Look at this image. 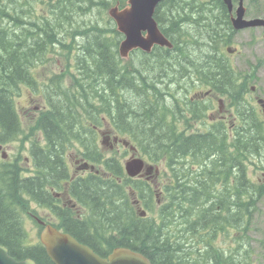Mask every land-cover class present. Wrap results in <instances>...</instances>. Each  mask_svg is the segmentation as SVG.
Here are the masks:
<instances>
[{"label": "trees", "instance_id": "obj_1", "mask_svg": "<svg viewBox=\"0 0 264 264\" xmlns=\"http://www.w3.org/2000/svg\"><path fill=\"white\" fill-rule=\"evenodd\" d=\"M41 2L49 4L51 14L35 16L31 8L24 14L21 4L30 0H0V142L20 139L21 153L31 152L30 166L21 154L0 158V243L17 259L55 264L41 241L26 240L22 215L35 213L31 202L51 206L50 188L62 187L67 151L78 142L82 155L101 163L109 175L71 180L70 190L87 214L84 221L72 220L64 208L54 207L57 227L98 253L101 245L122 246L143 252L155 264H241L237 253L228 255L215 241L231 228L248 230L264 199V179L249 175L254 155L260 156L256 167L264 170V119L246 97L256 67L236 68L225 52L237 31L224 0H162L155 18L174 47L137 49L130 59L119 52L124 35L103 13L111 0ZM63 47L73 64L49 78L47 107L25 130L15 96L23 85L38 87L35 68L48 52ZM195 84L210 85L230 99L239 120L232 136L219 123L204 132L179 130L178 120L186 115L181 102ZM191 114V119L201 117L194 108ZM104 123L149 160L164 161L169 176L161 204L146 182L127 176L120 160L100 154L93 126ZM128 186L150 216L137 213Z\"/></svg>", "mask_w": 264, "mask_h": 264}, {"label": "rangeland", "instance_id": "obj_2", "mask_svg": "<svg viewBox=\"0 0 264 264\" xmlns=\"http://www.w3.org/2000/svg\"><path fill=\"white\" fill-rule=\"evenodd\" d=\"M22 1L18 0V3H21ZM111 1L113 3L110 6H113L118 2V0ZM30 2L32 4L30 3L25 6L21 4L24 14L29 10V8L38 12V14L36 13L35 16H38L39 14H51L52 10H49V4H47L46 2L43 3L41 2V0H30ZM249 2V0H245V3L249 8L246 16H248V18H254L258 16L264 17V0H258L257 3L253 5ZM120 5L122 4L120 3ZM108 9H106V11H103L106 18L110 17ZM94 11L97 13L98 8L94 9ZM94 11L92 12V16L94 15ZM235 35V41L234 43H231V46L235 48V53H229V58L236 68L243 70H252V66L256 67L255 75L257 76V78L253 82H250V84L248 85L247 99L252 103L253 107L264 119V103L262 104L258 101V97H264V26L239 29L237 30ZM64 49L65 48L63 47L58 48L53 52H48L47 60H44L43 64H39L37 68H35L37 81L35 83H37V88L30 85H23L17 92L18 94H16L15 96V107L18 110L19 117L22 122V127L25 130H28V128L35 123V121L44 111L43 109H46L47 96L44 95V90L47 89L46 84L49 82V78L52 77V75H54L55 73H62V71H66L64 65L67 64V62H71V64H73V60L68 61L66 56L64 55ZM225 51L228 52L226 49ZM66 84L70 85L69 78L66 79ZM253 85H257L256 91L254 92L255 94L252 93ZM194 87L195 88L188 93L189 99L190 97L196 96L197 94L195 95V92L197 90H200L201 94H205L204 100L206 102H204V109H206L201 111L198 109L200 107L196 105L193 106L192 108L201 113V117H198V122H196L195 120H191L192 114L187 113V118H181L180 120H178L179 130H185L187 131V133H191L193 131L204 132L213 129L217 125V123H219V127L221 128V130L223 128V132L232 136V132L234 130V128H232V124L236 123L237 125H239V120L238 117H236V112H234L233 110L234 105H232L230 99H226L225 96H222L217 91H214V89L210 85L204 86L195 84ZM182 88L184 87L180 86L179 89ZM222 98L224 99V102H226V106L224 107L223 111H221L220 108V101H222ZM211 103H213V105L210 107ZM216 118L219 119L218 122H216ZM104 125L105 126L102 127L103 130H107L109 126L106 125V123H104ZM123 138L125 139L122 140L123 143L114 147L115 151H113L105 143H102L103 136H101L99 140V149L104 156L112 155L114 159L120 160L122 162V165L126 166V162L128 160L133 157H141L142 155L134 150H131L124 135ZM125 141L127 143H124ZM28 145H30L29 142L25 143L26 147H28ZM104 146L106 147L104 148ZM77 148L78 142L76 146H74L71 150H69V152H67L68 161L72 168L71 172H74L77 166L74 156L71 155L72 153H77ZM103 148L105 151H103ZM5 149L7 151V160H12V158L20 154L23 157L27 156L28 158L31 155L29 149H25L21 153L20 139L6 142ZM251 161L249 162V175L251 179L263 180L264 170H262L260 167H256L257 165H255V163H260V156H252ZM82 163L84 164L85 162L83 161ZM159 165L160 170L158 171V177L156 173L153 172L151 178V184L155 188L158 185H161V183L163 185V181L167 180L169 176L168 174L163 173L165 172L166 167L164 161ZM99 167L102 168V166ZM152 167L154 169L155 165H153ZM108 175V173H102L98 177H107ZM143 188H145V184L143 185ZM144 192L146 191H143V196L145 200H147L146 193ZM135 205L139 206L137 203ZM31 207L36 210L40 216L46 217L52 222H56V219L48 208L43 207L36 202H31ZM154 214L156 215V212ZM22 220L23 226L29 235V238H26V240L32 243L41 241L39 234L40 226L37 225L34 218H32L29 213H24L22 215ZM230 230L231 231L229 234L227 232H224L223 234L219 235L215 241V245L221 249L227 250L228 255L230 254V250L233 252V255L237 253V255L235 256H237L236 258L240 260L241 264H264V199L259 200L257 206L254 208L248 230H245L244 227L241 228V231L237 228H231ZM104 233L108 236H111L110 232H108V230L106 229L104 230ZM113 234L116 236L115 232ZM95 241L99 240L95 238ZM104 246L106 245H101L100 248L103 251H106V249L103 248Z\"/></svg>", "mask_w": 264, "mask_h": 264}, {"label": "water", "instance_id": "obj_3", "mask_svg": "<svg viewBox=\"0 0 264 264\" xmlns=\"http://www.w3.org/2000/svg\"><path fill=\"white\" fill-rule=\"evenodd\" d=\"M160 2L161 0H128V6L125 8L120 9L118 5L110 8V16L124 35L120 43L122 57L129 58L130 52L134 49L151 52L154 45L173 47L172 41L161 30L154 16ZM224 2L232 11V0H224ZM232 20L236 29L264 26L263 17L246 18L244 0L239 1L236 16ZM263 100L261 98L260 102L262 103ZM144 165L145 161L141 157H133L126 162L127 173L135 176L142 171ZM41 240L55 264H153L143 252L128 247H116L108 259L103 258L89 245L51 224L44 225ZM0 264H37V262L32 258L16 259L10 254L9 248L0 243Z\"/></svg>", "mask_w": 264, "mask_h": 264}, {"label": "flooded vegetation", "instance_id": "obj_4", "mask_svg": "<svg viewBox=\"0 0 264 264\" xmlns=\"http://www.w3.org/2000/svg\"><path fill=\"white\" fill-rule=\"evenodd\" d=\"M234 12H230V18H231V21H232V18L234 16ZM236 35H234V37L232 38V43H234V39H235ZM229 50H231L230 47H227ZM231 51H234L235 50H231ZM233 52V53H234ZM240 81L241 82H244V78H240ZM256 91V86H252V93L255 94L254 92ZM197 94V95H196ZM195 95L196 96H193V97H190L191 100H182L181 102V105H182V109L184 110L185 114L187 113H191V108L193 106H198L200 108H198L199 110H205L204 109V102H206L204 100V97H205V94H201V91L200 90H197L195 92ZM256 97V95H255ZM260 97H258L259 99ZM227 99V98H226ZM195 101V102H193ZM213 105V103L210 104V107ZM226 106V102H224V99L222 98V101H220V108H221V111H223L224 107ZM210 109V108H209ZM196 110V109H195ZM181 118H187L186 115H182L180 116V119ZM179 119V120H180ZM191 120H195L196 122H198L197 118H194V119H191ZM216 121H219L218 118L215 119ZM221 120V119H220ZM109 126V125H108ZM94 128V134L96 135V137L98 138L97 140L99 141L100 140V137L103 136V143H106V145L108 147H110V149H112L113 151H115V148L116 146H118L119 144L123 143L122 141V136H120L119 134H117L115 132V130L113 128H111L109 126V128L107 130H103L101 129L99 126H93ZM232 128H235V123L232 124ZM114 132V133H112ZM120 136L121 138L117 139V137ZM104 137H108V138H104ZM6 148V142H0V153H1V157H3V154H4V150ZM81 151L83 150H80V148L77 149V153H72L71 155L74 156L75 158V161H76V169L74 172H71V165L68 161V165H67V176L66 178L64 177V181L61 180V184H62V187L58 188V187H53L52 190H53V199H52V202H51V206L48 207L52 212L54 209V207H62L66 210L68 216L70 219H78L79 221H84L85 220V207L84 205L78 203L77 199L75 198V196L72 194L71 190H70V180H74L76 178H83V177H86V176H96L97 173H98V168L95 166V167H92L93 164H91L90 161L89 162V165L87 168L83 167V161L84 158L82 156V153ZM5 155V154H4ZM28 159V158H27ZM91 164V165H90ZM158 166L155 165V169L153 170L156 171V168ZM151 174V173H149ZM147 174V172H142L140 174V176H138L139 178L138 179H145L147 181H149L150 179V175ZM57 191H55V190ZM139 206H140V202L137 203ZM51 212V213H52ZM111 251L107 252V251H103L101 254L102 257H105V258H108L109 255H110ZM148 258L152 261L153 264H155V262L148 256ZM176 264H178L176 262Z\"/></svg>", "mask_w": 264, "mask_h": 264}]
</instances>
